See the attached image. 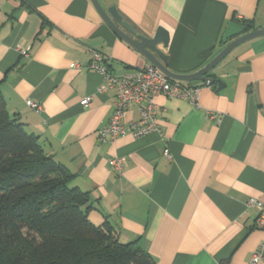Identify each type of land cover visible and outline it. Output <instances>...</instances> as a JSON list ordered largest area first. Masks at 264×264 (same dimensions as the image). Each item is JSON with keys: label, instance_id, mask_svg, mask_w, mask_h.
I'll list each match as a JSON object with an SVG mask.
<instances>
[{"label": "crops", "instance_id": "0c3cea01", "mask_svg": "<svg viewBox=\"0 0 264 264\" xmlns=\"http://www.w3.org/2000/svg\"><path fill=\"white\" fill-rule=\"evenodd\" d=\"M99 1L105 9L115 6L139 34L167 30L168 46L157 47L177 74L212 60L225 47L230 21L264 28V0ZM93 50L118 75L150 64L91 0H0V88L7 108L75 174L73 185L90 193L92 220L108 216L119 240H137L156 264H249L264 245L256 209L246 204L264 202V36L239 45L211 71L223 89L190 83L200 86L197 105L157 96L162 134L107 142L98 133L113 115L116 91L101 90L104 75L89 68ZM139 117L133 105L124 122ZM114 157L124 158L121 173L111 166Z\"/></svg>", "mask_w": 264, "mask_h": 264}, {"label": "trees", "instance_id": "16d2710c", "mask_svg": "<svg viewBox=\"0 0 264 264\" xmlns=\"http://www.w3.org/2000/svg\"><path fill=\"white\" fill-rule=\"evenodd\" d=\"M74 178L0 88V264H156L137 240L121 242L108 216L92 220L96 207Z\"/></svg>", "mask_w": 264, "mask_h": 264}, {"label": "built area", "instance_id": "2783aa9c", "mask_svg": "<svg viewBox=\"0 0 264 264\" xmlns=\"http://www.w3.org/2000/svg\"><path fill=\"white\" fill-rule=\"evenodd\" d=\"M107 61L101 52L97 50L91 52L89 68L100 72L106 79V83L101 90L115 89L116 91L113 115L108 124L102 127L98 133L101 142L115 141L126 135L140 138L154 132L162 134L163 130L158 121V110L155 101L159 95L188 99L193 105L198 104L199 85H190L173 80L152 64L118 75L106 67ZM90 100L91 96H87L81 100V104L87 105ZM27 103L35 110L42 109L39 103L32 100H28ZM133 105L139 107V119L124 122L129 108ZM211 117L219 118L215 113H211ZM166 155L171 157L168 150ZM110 163L117 173L123 171L124 158L114 157ZM246 204L247 207L256 209L255 224L258 228L264 230V202L251 198ZM263 259L264 245H260L252 254L249 264H262Z\"/></svg>", "mask_w": 264, "mask_h": 264}, {"label": "water", "instance_id": "95a60500", "mask_svg": "<svg viewBox=\"0 0 264 264\" xmlns=\"http://www.w3.org/2000/svg\"><path fill=\"white\" fill-rule=\"evenodd\" d=\"M91 1L104 21L121 39L143 55L150 64L156 66L169 78L186 83L195 81H201L207 85L217 83L219 90L223 89L225 84L221 79L212 77L210 75L211 71H213L239 45L264 36V28L252 30L251 23L242 24L237 21H230L222 37L225 47L198 71L190 74H177L168 69V57L157 47L159 44H163L164 47L168 46L169 33L167 30L159 27L153 37L139 34L131 23L123 19V16L115 6L105 9L99 0Z\"/></svg>", "mask_w": 264, "mask_h": 264}]
</instances>
